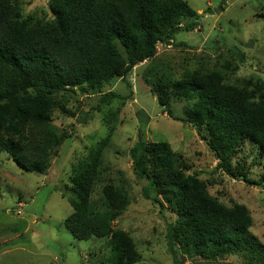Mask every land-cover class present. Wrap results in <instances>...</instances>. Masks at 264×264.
Returning <instances> with one entry per match:
<instances>
[{
  "label": "trees",
  "instance_id": "16d2710c",
  "mask_svg": "<svg viewBox=\"0 0 264 264\" xmlns=\"http://www.w3.org/2000/svg\"><path fill=\"white\" fill-rule=\"evenodd\" d=\"M50 9L52 18L37 17L23 13L21 0H0V149L20 167L39 173L47 170L61 142L50 116L65 107L68 92H101L113 80L126 79L135 66L158 55L159 43L171 44L178 31L193 30L201 18L186 0H51ZM160 71L151 91L166 113L175 117L172 102L184 100V116L175 119L195 128L217 158V168L264 187V174L253 177L240 156L250 144L264 157L262 87L230 86L221 72L207 74L203 67L177 76L172 67ZM116 96L105 93L101 102ZM138 144L132 154L136 174L155 191L151 200L177 216L167 232L177 264L176 246L204 259L239 254L246 264H264L244 204L225 205L198 173L184 174L169 142L145 143L141 133ZM105 146L91 148L74 167L73 209L64 224L80 240L108 237L107 264H136L133 239L112 225L130 200L125 190L101 177ZM95 183L102 187L101 211L91 203Z\"/></svg>",
  "mask_w": 264,
  "mask_h": 264
},
{
  "label": "rangeland",
  "instance_id": "374dc122",
  "mask_svg": "<svg viewBox=\"0 0 264 264\" xmlns=\"http://www.w3.org/2000/svg\"><path fill=\"white\" fill-rule=\"evenodd\" d=\"M50 1L21 0L22 11L52 18ZM186 1L201 14L196 28L178 31L171 44L159 43L158 55L135 66L126 79L113 80L101 92L75 88L78 96L68 92L65 107L51 111L61 142L45 172L25 170L0 149V264H107L108 237L80 240L64 224L73 209L69 187L74 167L102 142L101 177L125 190L130 200L113 220L114 229L133 239L139 252L136 264H177L167 235L176 213L167 206L161 210L150 198L155 191L147 178L135 172L132 154L141 145V133L145 143L169 142L184 174L198 173L222 203L244 204L252 218L251 232L264 252V187L218 169L217 158L195 128L175 119L184 116L185 101L172 102L175 117H170L151 91L162 73L158 68L168 67L176 76L186 68L203 67L207 74L217 70L230 86H261L264 91V0ZM109 92L117 96L101 102ZM66 133L70 136L63 137ZM240 156L253 177L264 174V157L254 146L247 144ZM101 188L95 183L91 193L92 206L100 211L105 208ZM175 252L181 264H246L239 254L204 259L178 246Z\"/></svg>",
  "mask_w": 264,
  "mask_h": 264
}]
</instances>
